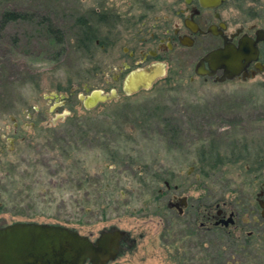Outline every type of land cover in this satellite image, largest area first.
<instances>
[{
  "label": "rangeland",
  "instance_id": "374dc122",
  "mask_svg": "<svg viewBox=\"0 0 264 264\" xmlns=\"http://www.w3.org/2000/svg\"><path fill=\"white\" fill-rule=\"evenodd\" d=\"M97 1L0 0V226L59 224L94 239L117 227L136 243L110 264H219L228 252L237 264H264V169L244 160L264 145V76L218 83L173 65L128 96L107 84L114 71L95 69L118 51L80 46ZM86 87L119 98L88 110ZM54 94L68 99L56 106ZM146 111L156 117L148 125ZM67 112L87 122L93 143L67 151L58 142L70 127L53 119ZM210 147L227 163L204 176L199 153ZM166 180L195 207L235 211L237 228L205 232L195 216L162 214Z\"/></svg>",
  "mask_w": 264,
  "mask_h": 264
},
{
  "label": "flooded vegetation",
  "instance_id": "af4514ba",
  "mask_svg": "<svg viewBox=\"0 0 264 264\" xmlns=\"http://www.w3.org/2000/svg\"><path fill=\"white\" fill-rule=\"evenodd\" d=\"M96 4L94 15L84 17L86 36L80 41V46L92 49L95 41L105 54L118 51L114 57L104 61L100 59L95 69L114 71V80L107 84L120 83L125 94L126 82L133 73L163 71L159 78L165 76L173 65L181 71L191 69L199 78L218 83L246 82L264 76L262 0H98ZM247 46L256 50L252 56L245 52ZM219 51L223 52V59L211 56ZM231 56H236L242 71L230 79L231 66L226 63L232 60ZM222 62L226 66L222 67ZM142 90L145 89L139 91ZM14 129L20 130L18 123L14 124ZM182 190L181 184L173 186L170 181H165V190L160 191L159 209L164 211L162 214L171 213L170 217L179 221L188 215L195 216L205 232L214 228H237L235 211L220 204L216 208L206 204L195 207L193 200ZM257 200L264 218V186L260 188ZM232 214L234 222L230 220ZM166 219L169 220L168 217ZM162 221L165 222L164 217ZM102 232L95 239L89 237L96 241ZM135 243L136 240L128 233L121 240L117 259Z\"/></svg>",
  "mask_w": 264,
  "mask_h": 264
},
{
  "label": "water",
  "instance_id": "95a60500",
  "mask_svg": "<svg viewBox=\"0 0 264 264\" xmlns=\"http://www.w3.org/2000/svg\"><path fill=\"white\" fill-rule=\"evenodd\" d=\"M251 56L256 52L253 46L245 49ZM211 56L223 59V52L219 51ZM228 63L234 78L242 71L236 56H231ZM222 62V67L226 66ZM153 72L133 73L126 82V94L132 95L141 89H150L153 81L163 74L153 76ZM148 75V81L131 88L134 78ZM129 84V86H128ZM87 96L81 95L80 99L88 110H92L101 103L118 99L119 94L114 90L111 93L94 90L86 87ZM66 95L54 94L51 99H56V106H60V99ZM70 113L57 115L53 123L65 119ZM264 208V207H263ZM234 214L230 220L234 222ZM128 236L124 230L116 228L114 231L102 232L100 237L93 241L89 236L81 234L78 230L59 224L38 222H16L0 226V264H109L117 259L121 240Z\"/></svg>",
  "mask_w": 264,
  "mask_h": 264
},
{
  "label": "trees",
  "instance_id": "16d2710c",
  "mask_svg": "<svg viewBox=\"0 0 264 264\" xmlns=\"http://www.w3.org/2000/svg\"><path fill=\"white\" fill-rule=\"evenodd\" d=\"M11 17H12V19H16L15 15H11ZM154 118H156V117H152V115L146 111V125L151 124V122ZM108 119H107V122H109ZM65 123L68 125V127H70V129L66 130V132H64V133H63V131L56 133V138H57L58 142H64V144L66 146L65 148L67 149V151L69 149L73 148L72 145L75 144V142L77 143L79 141H83L86 144L89 142L93 143L90 141L93 138V136L90 135V133L88 131L83 130L85 127V124L87 123V122H85V120L78 118V117H67L65 120ZM169 125H171V123L167 125V128L172 127V126L170 127ZM173 132H175V131H173ZM68 137H70V138L72 137V139L69 140ZM104 148L106 150H111L108 148V146H106ZM257 148H258V150H257L256 154L254 155V157L251 158V157L247 156V158H244L245 161L247 160V161L252 163L250 166V171H258V170L264 169V145H261ZM244 149H245V147L242 150H244ZM199 154H200L199 155L200 156L199 157V163L201 164V166L203 168L202 174L204 176L208 175L207 172H209V171H207V170L214 171L216 168L227 163V160H224L223 158L220 157L217 149L212 148V147H210L209 151L205 150V148H202V151H200ZM240 154H242V153H240ZM238 160H243V159L241 157H239ZM1 226H3V225H1ZM233 258H234V255L232 253L228 252L226 260L224 259L223 261H220L219 264H237L236 261H232Z\"/></svg>",
  "mask_w": 264,
  "mask_h": 264
},
{
  "label": "bare ground",
  "instance_id": "6f19581e",
  "mask_svg": "<svg viewBox=\"0 0 264 264\" xmlns=\"http://www.w3.org/2000/svg\"><path fill=\"white\" fill-rule=\"evenodd\" d=\"M159 74H161V71L160 70H156V71H154L153 76L154 77H157V75H159ZM148 79H149V76L148 75H146V77L145 76H142V75L135 77L134 78V82L131 85V88H134L135 86H137L139 84H142L145 81H148ZM128 86H129V84H128Z\"/></svg>",
  "mask_w": 264,
  "mask_h": 264
}]
</instances>
